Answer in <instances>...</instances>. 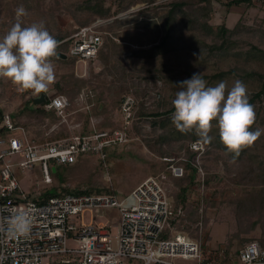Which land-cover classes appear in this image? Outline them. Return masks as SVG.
Here are the masks:
<instances>
[{"label": "rangeland", "instance_id": "obj_1", "mask_svg": "<svg viewBox=\"0 0 264 264\" xmlns=\"http://www.w3.org/2000/svg\"><path fill=\"white\" fill-rule=\"evenodd\" d=\"M172 1L175 0H105V6H111L112 11L100 17L84 7L88 0H0V39L17 22L16 9L20 6L27 11L21 18L22 26L42 21L53 37L70 35L82 25L106 19L100 27L105 43L98 58L88 64L71 59L52 60L56 83L48 97L63 94L69 98L71 106L66 122L61 124L63 118L57 114L51 122L52 117L36 113L37 108L49 111L32 103L31 91L18 92L6 79H0L1 95L9 97L2 108L17 117V124L23 126L28 138L38 140L62 130L70 133V126L84 125L86 121L97 128L119 127L121 101L125 95H132L137 112L129 133L131 141L107 147L105 162L95 155H85L73 168L55 163L57 172L51 170L53 184L42 182L43 175L37 166L21 170L20 183L30 191L29 199L38 200L44 194L59 195L61 182L65 188L72 189L71 193L85 187L114 188L122 199L147 177L161 174L173 198V207L178 203L175 230L203 244L212 259L229 263L245 243L264 238V207L259 203L264 185L259 184L257 177L264 171V93L251 102L256 121L250 130H260L261 135L251 146L241 149L243 156L236 158L228 152L213 121L209 133L213 144L200 156L203 169L190 184L189 202L185 206L179 203L177 195L180 184H186L187 180L177 182L168 170L169 165L163 168L160 161L171 157L183 164L182 157L188 160L184 151L194 141L191 137L198 135L195 130H177L172 122L174 111L159 117L149 114L172 109V100L181 90L180 82L191 78L192 73L203 76L206 86L223 81L230 89L235 81H242L249 102L255 94L264 91V0H255L251 7L232 5L230 8L226 6L229 0H214L211 6L188 0L190 5L186 10L202 20L208 18L213 25L225 22L233 28L242 17L243 26L231 34L234 43L226 49H212L216 40L191 29L189 16L178 12L171 22L170 44L156 48L165 34ZM253 72L258 74L249 75ZM24 107L27 109L22 114ZM153 121L164 122L165 126H154ZM55 125L59 127L52 130ZM19 159V155L12 156L13 161ZM207 176L211 182L204 185L202 181ZM84 215V221L88 222L90 213ZM100 220L103 221L97 219ZM118 220L113 221V235ZM129 263L143 264L139 260Z\"/></svg>", "mask_w": 264, "mask_h": 264}, {"label": "built area", "instance_id": "obj_2", "mask_svg": "<svg viewBox=\"0 0 264 264\" xmlns=\"http://www.w3.org/2000/svg\"><path fill=\"white\" fill-rule=\"evenodd\" d=\"M105 20L80 26L62 41H71L72 57L85 64L98 58L105 42L100 29ZM54 98L60 99L61 107H50ZM136 104L132 95L124 96L119 107V127L97 128L89 124L84 132L83 123H76L70 126L69 136L41 141L28 138L23 126L0 102V264H130V260L143 264H264L261 241L245 243L229 263H221L212 259L199 241L175 230L172 221L179 213L161 174L147 177L122 199L114 188V192H62L44 201L29 199L30 191L20 183L21 170L37 166L42 182L53 184L51 170L55 163L73 165L88 154L105 162L107 147L131 141ZM41 106L63 118L61 124L68 120L71 102L67 96L48 97ZM188 146L196 152L192 164L202 171L200 156L208 146L202 139ZM15 155H19L18 161L12 160ZM164 160L170 162L172 176H184V164L171 157ZM86 212L90 213L88 222L84 221ZM21 214L30 219V230L23 235L13 234L9 222ZM114 220L119 224L113 235Z\"/></svg>", "mask_w": 264, "mask_h": 264}, {"label": "clouds", "instance_id": "obj_3", "mask_svg": "<svg viewBox=\"0 0 264 264\" xmlns=\"http://www.w3.org/2000/svg\"><path fill=\"white\" fill-rule=\"evenodd\" d=\"M27 15L23 6L16 9L17 22L0 39V79H6L18 92L31 91L33 97L50 94L56 83L55 65L59 41L46 29L44 23L22 26L21 18ZM181 90L172 100V122L181 132L195 130L200 137L208 138L213 121L219 130L220 140L228 152L238 154L243 147L251 146L261 135L260 130H250L256 121L254 107L248 100L246 85L235 81L229 89L226 82L206 86L199 73L181 81ZM54 98L50 107H61ZM13 234H27L31 221L17 215L10 222Z\"/></svg>", "mask_w": 264, "mask_h": 264}, {"label": "trees", "instance_id": "obj_4", "mask_svg": "<svg viewBox=\"0 0 264 264\" xmlns=\"http://www.w3.org/2000/svg\"><path fill=\"white\" fill-rule=\"evenodd\" d=\"M213 1L214 0H192V4H193V2H197V3H206V4H208V6H211ZM104 2H105V0H88V3H86L84 5V7L92 10L95 14H98L100 17H106V16L110 15V13L112 11V7L111 6H105ZM189 5H190V2L188 0H175V1H172L170 3L171 9L169 10V14H168L166 21H165L166 31H165V34L162 36L160 42L155 46L156 48H165L168 44H170L169 41L172 38L171 22H172L173 17H175V15L178 12L183 14V15L189 16V18H190L189 21H191V23H192L191 29L201 31L205 35L211 36V37H213L214 40H216L215 43L212 44V49H226L234 43L232 40H230L231 34L235 33L236 31H239V28H241L243 26V24H242L243 18H240V20L236 23V25L233 28L227 27L225 22H223L220 25H213L210 23L208 18L202 20L198 16H196L194 13L191 14L190 11L188 12L186 9ZM232 5H237V6L246 5L247 7H251V6L255 5V0H229L228 2H226L227 8H230ZM82 24H84V23H82ZM70 35L57 34L54 36V38L57 41H59V47L57 49V53H58L57 56L52 58V60H70V59L73 61L77 60V58L72 57L69 54L71 41L62 42L63 40H65ZM60 42H62V43H60ZM103 47H104V45H103ZM103 47H102V49H103ZM101 50H100V52H101ZM100 52H99V54H100ZM135 52H138V51H135ZM193 74L194 73H192L191 75H193ZM257 74H258L257 72L249 73V75H257ZM200 77L202 78L203 76H200ZM262 93H264V91H260L257 94H255L249 103H251L255 99V97L261 96ZM26 109H25V107L23 108L22 114H24L26 112L25 111ZM173 111H174V107L172 109H170L169 111L160 112V113L157 112L155 114H149V116L159 117L162 115L170 114ZM38 112L39 113L41 112V114L44 115L45 117H47V116L52 117L51 122L55 121V118H56V116H55L56 112L55 111H49V113H48L45 110H41V108H37L36 113H38ZM16 118H17L16 116H13L14 121L16 123H18ZM88 124H89L88 121L84 122V128H83L84 132L88 131ZM153 125L154 126H157V125L158 126L159 125L165 126L164 122H162V124H159L157 121H153ZM69 135H70V133L68 131L62 130L59 133L49 135L47 138L54 140L60 136H69ZM210 138H211L210 136L208 138H202V137H199V136L196 137L193 135L191 137V140L202 139L205 142V144L208 146V145L213 144V142L211 141ZM44 139H45V137L40 138L39 140L43 141ZM163 140L167 141V138L163 137ZM243 152H244V150H240V152L237 155H234V153H232V155L236 158H239V157H241V155L243 156ZM186 154L188 156L187 157L188 161H183V164L186 167V172H185L184 176L183 177H174L170 173L172 177L178 179L177 182H179V180H181L182 182H185L187 180L186 184H184V183L180 184V192L177 195L179 203L183 204L184 206L187 205V203L189 202V199H188L189 196L187 193L189 191L190 184L195 182V177L198 173V168L192 164V162L195 160L196 152L190 150L189 146L187 145ZM88 155H91V154H88ZM83 156H85V155H83ZM83 156H81L75 164H73V165L64 164V166H70L72 168L75 167V165H77L79 162L82 161ZM160 163H161L163 168L170 164L169 161L162 160V159H161ZM163 168H161V169H163ZM189 170H191V173H188ZM55 172H57L56 166H55ZM259 172H260V170H259ZM257 177H259V184L264 185V171H261L260 173H258ZM202 182L204 185H208L211 182V178L209 176H207L206 178L203 179ZM63 184H64V182H61L60 186L58 187V192L60 194L62 192H68L69 193V191H71L72 189H70L68 187L65 188V186ZM199 184H201V182ZM73 190H75L76 192H97V193H100L103 191L114 192V190L111 188H105V187H101V186H99V188L85 187V188H78V189H73ZM253 194L251 193V195H253ZM43 196H44L43 198H38V200L44 201L45 199H47L53 195L44 194ZM259 196H260L259 203L261 202L260 205L262 207H264V191H263V189L259 193ZM176 205H178L177 201L175 204V209L177 210L178 206H176ZM172 223L175 224L176 220H173ZM261 242L264 243V238L261 239Z\"/></svg>", "mask_w": 264, "mask_h": 264}, {"label": "water", "instance_id": "obj_5", "mask_svg": "<svg viewBox=\"0 0 264 264\" xmlns=\"http://www.w3.org/2000/svg\"><path fill=\"white\" fill-rule=\"evenodd\" d=\"M34 104L40 106L41 104H43L44 102L47 101V95H45L44 93H41L39 98H34L33 99ZM55 171V167L52 168Z\"/></svg>", "mask_w": 264, "mask_h": 264}, {"label": "crops", "instance_id": "obj_6", "mask_svg": "<svg viewBox=\"0 0 264 264\" xmlns=\"http://www.w3.org/2000/svg\"><path fill=\"white\" fill-rule=\"evenodd\" d=\"M242 18V17H241ZM240 20V19H239ZM1 90H2V84H1V82H0V102L2 103V105H4L3 104V102L7 99V98H9L8 96H4V95H1ZM31 94V93H30ZM30 94H28V95H26V97H28ZM48 97V96H47ZM35 97H33V96H30V99L32 100V103L34 104V101H33V99H34ZM42 105V104H41ZM40 105V106H41ZM36 106H38V105H36ZM39 106V107H40Z\"/></svg>", "mask_w": 264, "mask_h": 264}, {"label": "bare ground", "instance_id": "obj_7", "mask_svg": "<svg viewBox=\"0 0 264 264\" xmlns=\"http://www.w3.org/2000/svg\"><path fill=\"white\" fill-rule=\"evenodd\" d=\"M48 98V97H47Z\"/></svg>", "mask_w": 264, "mask_h": 264}]
</instances>
